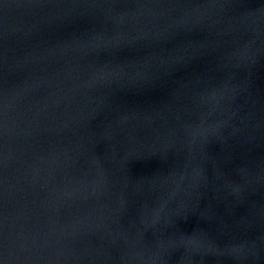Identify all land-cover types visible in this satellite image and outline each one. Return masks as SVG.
<instances>
[{"label":"water","instance_id":"1","mask_svg":"<svg viewBox=\"0 0 264 264\" xmlns=\"http://www.w3.org/2000/svg\"><path fill=\"white\" fill-rule=\"evenodd\" d=\"M0 264H264V0H0Z\"/></svg>","mask_w":264,"mask_h":264}]
</instances>
